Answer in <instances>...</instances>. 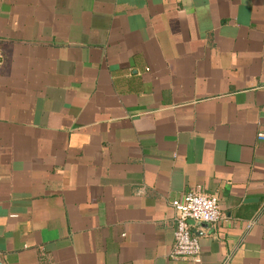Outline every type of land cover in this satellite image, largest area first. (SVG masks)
<instances>
[{"label": "crops", "instance_id": "0c3cea01", "mask_svg": "<svg viewBox=\"0 0 264 264\" xmlns=\"http://www.w3.org/2000/svg\"><path fill=\"white\" fill-rule=\"evenodd\" d=\"M0 264H264V0H0Z\"/></svg>", "mask_w": 264, "mask_h": 264}, {"label": "built area", "instance_id": "2783aa9c", "mask_svg": "<svg viewBox=\"0 0 264 264\" xmlns=\"http://www.w3.org/2000/svg\"><path fill=\"white\" fill-rule=\"evenodd\" d=\"M171 207L174 210V231L170 257L198 263L200 245L191 235L189 223L218 224L223 218L218 200L202 191L191 190L181 199L172 201Z\"/></svg>", "mask_w": 264, "mask_h": 264}, {"label": "water", "instance_id": "95a60500", "mask_svg": "<svg viewBox=\"0 0 264 264\" xmlns=\"http://www.w3.org/2000/svg\"><path fill=\"white\" fill-rule=\"evenodd\" d=\"M190 223H192V222H190ZM190 223H189V224H190Z\"/></svg>", "mask_w": 264, "mask_h": 264}]
</instances>
